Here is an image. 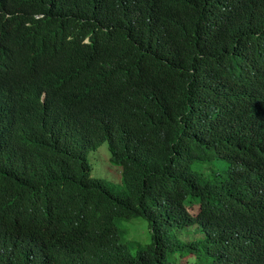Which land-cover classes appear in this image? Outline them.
Returning <instances> with one entry per match:
<instances>
[{
    "label": "trees",
    "instance_id": "trees-1",
    "mask_svg": "<svg viewBox=\"0 0 264 264\" xmlns=\"http://www.w3.org/2000/svg\"><path fill=\"white\" fill-rule=\"evenodd\" d=\"M262 35L264 0H0V264H264L253 180L192 167H246L248 144L200 148L255 104ZM103 142L121 187L90 174Z\"/></svg>",
    "mask_w": 264,
    "mask_h": 264
},
{
    "label": "clouds",
    "instance_id": "clouds-1",
    "mask_svg": "<svg viewBox=\"0 0 264 264\" xmlns=\"http://www.w3.org/2000/svg\"><path fill=\"white\" fill-rule=\"evenodd\" d=\"M260 40L264 47V35L260 37ZM261 56H264V48L257 52L255 61L252 63V66L250 68H247L246 65L242 67H239L238 65L239 68L245 70L242 82L247 85V89H249L250 92L254 95L255 104L245 107L243 111L233 112L231 114V120L227 122L226 125L217 130V136L210 137L203 133V146L200 148V150L206 151L210 156H212L213 146L221 139V141L231 143L237 142L240 147L242 145L248 144V148H245L248 159L246 161V167L243 169V171H241L240 173L229 171L226 169V167L221 166L223 164V161L218 160L213 161L211 172H213L219 179L227 182L231 186V194L237 192L240 189L241 185L238 184V180L240 178L253 180L256 187L257 199L264 197V130L256 129L253 126L254 120L259 115L264 114V82L257 80L258 77L264 75V67L256 66V61ZM44 96L45 93L42 94V97ZM217 114L218 113H215L212 116H215ZM34 122L36 124V120ZM229 127L233 130H229ZM241 130L251 132L253 139L249 140L242 138L238 132ZM256 141L260 144H254V142ZM193 163L201 164L200 162ZM194 169L199 171L200 173H204L200 168ZM261 205L264 206V201L261 203Z\"/></svg>",
    "mask_w": 264,
    "mask_h": 264
},
{
    "label": "rangeland",
    "instance_id": "rangeland-1",
    "mask_svg": "<svg viewBox=\"0 0 264 264\" xmlns=\"http://www.w3.org/2000/svg\"><path fill=\"white\" fill-rule=\"evenodd\" d=\"M109 150L106 144L103 142L96 149L89 150L87 153V159L91 165V174L94 176L102 177L107 181L113 183L117 187H121V175L120 166L113 164L109 160ZM213 167V163H211ZM194 168H200L203 172L205 168L211 169L207 162L203 164L193 163ZM193 210H197L198 205H193ZM124 224L127 228L124 233L122 240L126 242L131 251H134L131 243L139 242L144 244L150 239V231L148 227V222L144 217L137 216L130 220H125ZM184 260H182L183 262Z\"/></svg>",
    "mask_w": 264,
    "mask_h": 264
}]
</instances>
